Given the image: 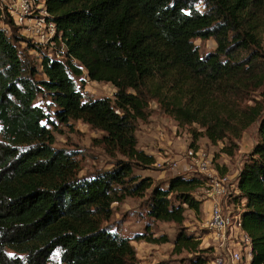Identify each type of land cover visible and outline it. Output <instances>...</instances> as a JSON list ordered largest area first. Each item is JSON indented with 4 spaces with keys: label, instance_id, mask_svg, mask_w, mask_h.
Instances as JSON below:
<instances>
[{
    "label": "trees",
    "instance_id": "obj_1",
    "mask_svg": "<svg viewBox=\"0 0 264 264\" xmlns=\"http://www.w3.org/2000/svg\"><path fill=\"white\" fill-rule=\"evenodd\" d=\"M40 1L57 35L38 65L18 50L28 41L0 28V264H47L57 251L63 264H137L131 241L167 239L122 237L112 206L147 196L150 218L181 225L186 210L199 211L203 182L177 175L163 187L135 175L155 164L137 148L136 123L155 103L190 128L191 148L203 137L226 142L232 156L263 111L248 103L264 87V0ZM0 23L15 26L1 8ZM209 39L216 49L201 56L194 41ZM85 77L113 86V99H85L76 85ZM74 121L101 132L94 143L123 159L79 177L75 154L56 148L54 136ZM259 137L236 177L249 264H264V117ZM178 244L198 254L191 264L208 263L211 249L193 237L182 233Z\"/></svg>",
    "mask_w": 264,
    "mask_h": 264
},
{
    "label": "rangeland",
    "instance_id": "obj_2",
    "mask_svg": "<svg viewBox=\"0 0 264 264\" xmlns=\"http://www.w3.org/2000/svg\"><path fill=\"white\" fill-rule=\"evenodd\" d=\"M39 11L35 9L33 16L40 17ZM27 24L31 26L34 22L27 21ZM0 28L5 29L8 35L20 36L28 41V43L19 42L17 47L21 57H25L34 65H38L41 53L50 56L54 53L53 42H36V38L32 36L31 32H26L25 26H13L12 28L0 23ZM194 45L197 46L201 56H205L216 49V43L213 39L195 40ZM35 46L38 49L34 48ZM41 78L43 75L39 72L36 79ZM76 85L82 90L85 99H113L115 93L114 87L110 84L92 82L86 77L84 82L78 79ZM263 93L264 87L250 96L251 100L248 104L259 103L263 107V111L257 121L237 141L238 148L232 156L222 152V148L227 145L226 142L213 145L203 137L191 148L190 128L178 127L170 117L161 112L157 104L150 103L147 109V120L136 123L137 148L148 155H152L155 158V163L157 162L161 166L158 167L157 163L149 168L137 166L134 169V174L140 177H150L155 185L165 187L172 177L183 175L184 170L181 166L189 162L194 152L202 151L211 157L212 176L218 178L226 175L231 180L228 186V195L224 197L223 202L224 206H227L231 211L237 210L244 201L238 196L235 181L244 162L250 159L254 146L260 141L259 126L264 117ZM37 102L39 103L40 99ZM58 129L57 132H54L55 147L70 150L75 154L79 166V177H90L97 172L111 170L118 160L123 159L119 156L116 158L109 157L101 146L94 143V140L100 138L102 133L80 121L70 122L69 126H59ZM174 163H177L176 170L173 167ZM201 178L204 179L205 177ZM194 196L196 200L201 202L200 209L198 212L186 210L184 213L185 220L181 225L173 222L155 221L150 218L147 196L143 199L127 198L121 204L112 206V223L122 237L133 240L136 235L149 234L155 238L163 236L167 239L164 244H152L145 240L131 241L136 252L137 264H191V261L198 254L180 248L178 239L182 233L193 237L195 241H199V249H211L212 252L208 254L207 264H215L219 250L215 235L206 225L209 205L206 203L202 186L194 192ZM239 202L240 205L237 204ZM239 246L241 249L244 248ZM47 264H63L60 252L53 253ZM236 264L247 263L243 259Z\"/></svg>",
    "mask_w": 264,
    "mask_h": 264
},
{
    "label": "built area",
    "instance_id": "obj_3",
    "mask_svg": "<svg viewBox=\"0 0 264 264\" xmlns=\"http://www.w3.org/2000/svg\"><path fill=\"white\" fill-rule=\"evenodd\" d=\"M0 8L8 13L15 26H25L26 32L30 31L36 42L52 43L57 35L55 24L46 19L47 13L40 0H0ZM35 9L40 10V17L33 16ZM26 20L34 24L30 26ZM156 165L161 166L159 163ZM211 165L210 155L197 151L192 154L189 162L181 167L185 172H182L183 175L198 178L203 182V193L209 205L206 225L215 235L219 250V256L214 263L236 264L244 259L249 264L252 257L250 239L241 229L239 213L225 207L223 202L224 197L228 195L231 180L226 175L218 178L212 176ZM176 166L177 163H174L175 170ZM203 176L204 179L201 178ZM239 245L244 248L241 249Z\"/></svg>",
    "mask_w": 264,
    "mask_h": 264
},
{
    "label": "crops",
    "instance_id": "obj_4",
    "mask_svg": "<svg viewBox=\"0 0 264 264\" xmlns=\"http://www.w3.org/2000/svg\"><path fill=\"white\" fill-rule=\"evenodd\" d=\"M239 173V172H238Z\"/></svg>",
    "mask_w": 264,
    "mask_h": 264
}]
</instances>
